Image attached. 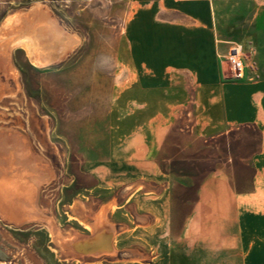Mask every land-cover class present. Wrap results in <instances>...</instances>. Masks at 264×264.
I'll use <instances>...</instances> for the list:
<instances>
[{
	"label": "rangeland",
	"instance_id": "rangeland-1",
	"mask_svg": "<svg viewBox=\"0 0 264 264\" xmlns=\"http://www.w3.org/2000/svg\"><path fill=\"white\" fill-rule=\"evenodd\" d=\"M128 7L0 0V264H175L183 256L154 214L162 192L179 203L197 184L110 167L114 122L125 111ZM242 10L244 18L249 9L233 14ZM24 42L39 48L29 55ZM208 156L182 171L195 180L219 159Z\"/></svg>",
	"mask_w": 264,
	"mask_h": 264
},
{
	"label": "crops",
	"instance_id": "crops-1",
	"mask_svg": "<svg viewBox=\"0 0 264 264\" xmlns=\"http://www.w3.org/2000/svg\"><path fill=\"white\" fill-rule=\"evenodd\" d=\"M237 7L248 14L233 16ZM128 9L125 111L114 122L110 167L197 184L179 203L162 192L154 214L184 249L175 264H264V0H129ZM228 41L252 58L256 78H227ZM205 153L219 158L209 170L195 180L182 171Z\"/></svg>",
	"mask_w": 264,
	"mask_h": 264
},
{
	"label": "built area",
	"instance_id": "built-area-1",
	"mask_svg": "<svg viewBox=\"0 0 264 264\" xmlns=\"http://www.w3.org/2000/svg\"><path fill=\"white\" fill-rule=\"evenodd\" d=\"M226 45L227 50L222 57L229 70L227 78L233 81L242 80L246 72L250 73L248 80L256 78L255 63L242 46L234 41H228Z\"/></svg>",
	"mask_w": 264,
	"mask_h": 264
},
{
	"label": "bare ground",
	"instance_id": "bare-ground-1",
	"mask_svg": "<svg viewBox=\"0 0 264 264\" xmlns=\"http://www.w3.org/2000/svg\"><path fill=\"white\" fill-rule=\"evenodd\" d=\"M9 19V18H8ZM13 20V19H12ZM7 22V21H6ZM18 39H20V38H18ZM14 41V40H13ZM15 42V41H14ZM23 43V42H22ZM40 43V42H39ZM24 44H25V47H26V49H27V53L29 54V55H31L32 54V51H33V49H37V48H39L38 47V44L36 43V42H31V43H29V42H24ZM64 46V45H63ZM60 53V52H59ZM58 53V54H59ZM47 54V53H46ZM55 56V55H54ZM45 62H46V60H45ZM9 68V67H8ZM4 161V160H3ZM1 165V164H0ZM17 190V189H16ZM25 198V197H24ZM23 200V199H22ZM26 203V202H25ZM17 211V210H16ZM21 212H23V211H21ZM100 222V221H99ZM104 222V221H103ZM101 225V224H100ZM110 233V232H109Z\"/></svg>",
	"mask_w": 264,
	"mask_h": 264
}]
</instances>
